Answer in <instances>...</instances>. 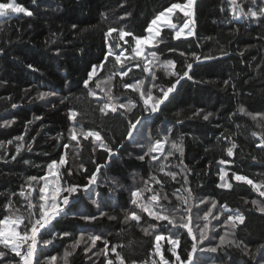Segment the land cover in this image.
Returning <instances> with one entry per match:
<instances>
[{
    "label": "trees",
    "instance_id": "trees-1",
    "mask_svg": "<svg viewBox=\"0 0 264 264\" xmlns=\"http://www.w3.org/2000/svg\"><path fill=\"white\" fill-rule=\"evenodd\" d=\"M15 1L27 7L32 15L11 13L7 18L0 17V125L12 121L0 126V218L9 214L24 217V224L19 226V231L23 232L30 212H38L42 202L38 200V192H32L30 199L21 197V186L27 189L30 176L45 175L46 165L52 160L59 162L62 157L66 160V164L60 166L62 185L87 184L96 165L107 162L97 174V182L87 193L78 194L79 202L66 209L69 214L56 224L58 232L66 231L70 235L58 237L51 245L38 243L36 260L48 264L47 258L54 255L56 264H65L67 251L71 253L67 264H106L109 258L119 264L111 251L117 246L125 264H152L156 257L153 255L154 236L159 234V227L153 231L150 225L167 222L155 221L131 204V193L147 184L160 194L161 206L175 210L178 220L181 215L187 219L184 209H191L192 227L197 236V224L202 228L205 223L202 217L211 209L207 238L200 247H219L216 252L198 249L193 264L197 261L200 264H257L264 255L261 248L264 212L259 211V207H264V197L252 186L235 181L234 174L246 175L258 184L264 182V151L257 147L260 136L264 135V23L240 14L239 10L236 13L239 20L234 19L230 0H196L195 35L176 40L172 31L162 28L160 36L154 40L157 46L145 49L147 55L157 51L155 58L148 57L152 60L150 67L155 73L157 88H151V76L143 71V58L125 54L123 69L132 68L128 76L118 74L122 65L114 64V57H110L105 68L98 70L89 84L96 92L91 96L84 89L83 81L91 65L102 62L107 44L111 42L105 37L107 29L123 28L135 36H144L145 29L159 12L185 0ZM237 3L244 13L255 10L252 0H237ZM256 3L259 4V0ZM173 19L183 22L187 18L177 11ZM126 39L128 44L119 43L131 52L134 41L131 36ZM193 53L201 57L200 62L195 61ZM205 56L216 59L203 60ZM168 61L174 62V69L167 66ZM137 63H141L140 68L135 67ZM188 63L193 64L189 72L192 79L181 80L176 91L170 94L171 102L161 105V111L150 116L146 125H137L138 132L133 134L135 142L127 140V118L148 113L141 110L143 101L139 94L123 85L144 79L145 89L158 95L159 87L166 89L178 78L169 73L182 75ZM112 72L116 75L108 79ZM44 92L53 94L41 99L40 94ZM109 93L117 103H127L131 98L136 107L127 117L121 116L126 109L103 115L99 108L107 102ZM240 107L251 115L241 114ZM71 111L78 113L76 122L70 118ZM207 113L212 115L204 120ZM77 122H82L85 131H100L110 147L118 149L111 160L91 137L85 140L78 136V141H71L67 149L63 148L69 142L71 127ZM166 129L171 133L164 155L154 153L159 156L156 161L150 156L139 160L137 157L147 151V145L158 139L163 141L169 135ZM19 136L24 137L23 141L15 139ZM180 136L184 138L182 156L171 149V141H178ZM232 143L237 147L233 149L234 155L229 156L227 148ZM18 145L21 150L16 155ZM169 151H173L172 156H167ZM13 155H16L15 160L11 159ZM222 160L227 163L221 164ZM67 169H71V176L67 175ZM221 169L228 173L225 181L232 184L231 188L219 186L223 183ZM169 172L177 174L176 180L167 175ZM152 176L161 181L162 187L150 180ZM49 180L51 183L54 178ZM187 189H191L190 194ZM152 194L144 191L141 198L146 202ZM201 199L207 203L201 204ZM9 200L13 210L6 208ZM213 202H216L214 209L211 208ZM29 203L37 207L30 209ZM225 206L233 212L244 213L245 224L235 228L224 225L227 211L224 215L219 212ZM133 210L143 217L139 225L125 221V216ZM82 214L94 215L96 219L85 221ZM218 215L219 220L213 219ZM144 227H149L150 235L144 233ZM181 231L186 233V229ZM225 232L228 233L226 241H235V244L220 245V237ZM92 235H102L108 240L107 256L100 251L104 247L103 239L91 246ZM77 241L78 245L72 248L71 243ZM191 243L190 236H181L178 251L182 257L185 250H191ZM162 245L165 256L174 259L168 251L170 245L167 242ZM86 248L90 251H85ZM0 250L6 252V259L14 257L2 245Z\"/></svg>",
    "mask_w": 264,
    "mask_h": 264
},
{
    "label": "snow or ice",
    "instance_id": "snow-or-ice-1",
    "mask_svg": "<svg viewBox=\"0 0 264 264\" xmlns=\"http://www.w3.org/2000/svg\"><path fill=\"white\" fill-rule=\"evenodd\" d=\"M35 3V0H33ZM196 0H185L184 3H172L165 10L159 12L150 22V24L145 29L147 35L144 36H135L130 31H125L123 28L117 27H109L105 32V37L110 43L107 44V50L105 55L102 58V62L99 64L91 65V69L87 74V78L83 81L84 89L88 92L89 95L95 96L96 92L93 89L89 88V84L94 81V77L98 75V70H103L105 68V64L108 63L110 57H114V64H121V69L118 70V74L121 77L128 76L129 72L132 71L131 67H127V70L123 69L124 60L122 57L125 56V53L128 52V49L124 48L119 41H123L124 44H128L129 41L126 37L131 36L134 41V47L131 48V52L133 56L136 58H143L141 62L143 64V71L148 73L151 76V88H157V84L154 82L156 77L155 73L152 71L150 65L152 64V60L148 57L151 56L155 58L157 56V51H151L148 55L145 54V49L148 46L155 48L157 45L154 42L155 37H159L162 31L160 27L163 22V27L168 28L170 31L174 33V38L176 40H180L182 37L187 39L195 35L193 24L194 17V5ZM232 5V11L234 13L233 18L239 20V15H236L237 10H239L240 14L256 18L258 22L264 23V0H259V4L256 3V0H252V4L255 10L250 9L247 13L243 12V8L237 3V0H230ZM179 11L183 14V17L187 18L182 23V26H179L176 23H173L171 17ZM11 13H26L28 16L32 15L31 11H28L23 6L17 4L12 0V2H0V17L7 18ZM123 18V17H121ZM179 19V18H178ZM2 28V25H0ZM113 33H116V36H113ZM162 42V41H160ZM226 54V53H225ZM195 56V61L200 62L201 57L199 55ZM242 55V53H241ZM216 59L213 56H205L203 60H212ZM141 63H137L135 67L140 68ZM167 66L174 69L175 64L172 61L167 62ZM31 67V66H29ZM187 70L183 71V74H179L176 72H170V75L177 76L178 78L175 82L171 83L166 89L164 87H159V94L153 95L151 89H145V80L140 79L135 82L125 83L123 85L126 89H131L132 92L139 94V99L143 101L142 111L148 113V115H144L142 117H130L126 120V132L125 137L127 140L135 142L136 137L133 135L134 132H138L137 125H141L142 127L146 125L149 121L150 116L153 114L159 113L161 111V105H165V102L170 101V94L176 91V86L180 84V81L187 77L189 80L192 79V76L189 75V72L193 68L192 63H188L186 65ZM116 75V72H112L109 74L108 79H111L112 76ZM227 83V82H226ZM96 87H99V84L96 83ZM53 93L44 92L40 94V98L43 99ZM13 107H16L14 104ZM135 102L129 98L127 103H117L112 95L109 93L107 96V102H104L102 106L99 108V111L107 116L109 113H117L119 109H126V112H122L121 116L127 117L128 112L131 109L135 108ZM239 112L241 114L251 115L247 113L243 107L239 108ZM212 113H207L203 116L204 120H208ZM78 113L76 111H71L70 118L73 122H76ZM256 117L253 116V119ZM142 120L144 124L142 125ZM12 123V121H6L4 125ZM169 135L165 136L163 141L156 140L154 144L147 145V151L139 155L137 158L141 161L145 159V156H150L151 160L156 161L159 159L158 155L154 153H159L160 155H164L165 144L169 142V136L171 133L170 129H166ZM253 135H258L257 133H253ZM78 136H82L85 140L89 137L93 138L95 142L98 143V147L103 148L108 154V159L111 160V157L118 152V149H113L110 147L108 141L105 140V137L101 135L100 131L87 130L85 131L82 122L74 123L69 132V142L63 145L64 149H67L71 141H78ZM18 141H23L24 137L19 136L15 138ZM34 140V138H33ZM260 143L257 145L259 149L264 151V135L260 136ZM8 143H12L9 141ZM184 138L180 136L178 141H171V149L175 150V152L183 155ZM121 147L123 144L120 145ZM237 145L232 143L230 147L227 148V154L229 156L234 155L233 149L236 148ZM21 150V146L18 145L16 147V155H19ZM16 155L11 157L12 160L16 159ZM67 153L65 152V156ZM173 151H169L167 156H172ZM165 157V159L167 158ZM25 163H29L25 161ZM95 163V162H94ZM221 164L227 163V161H220ZM66 164V160L62 157L59 162L56 160H52L50 163L46 165L47 173L43 176H30L27 180V189L24 186H21V190L19 195L21 197H25V199H30L32 192H38V200L42 203L38 205V212H30L28 217V224L24 226L23 232L17 230L20 225L24 224V217L22 216H13L11 214L5 215L3 218H0V245L3 246L4 249H7L10 253L14 254V257H9L6 259V252L0 250V264H40L38 260H36V252L38 243H42V245L47 246L53 244V241L58 237L62 238L64 236H69L68 232H58L56 230V224L59 223V220L67 216L69 213L66 209H70L71 206H74L79 202L81 198L78 194L82 191L87 193L88 189L97 182V174L100 173L101 168L107 166V162L103 165H96L95 170L89 174L88 183L85 185H78L75 183L71 184H61V180L63 179L60 175V166ZM82 167V166H81ZM163 167V166H162ZM85 171H87L85 169ZM67 175L71 176V169H67ZM168 176L171 177L172 180H176L177 174L175 172L167 173ZM228 175L223 169L220 170V180L223 182L219 186L231 188L232 184L230 182L225 181V177ZM54 178L53 182L50 183L49 178ZM234 179L237 182H243L247 185L252 186V188L259 193L261 197H264V182L256 183L253 179H250L246 175L234 174ZM150 180L156 184H161V181L157 179L156 176L150 177ZM35 182V185L33 184ZM183 184H187V177H183ZM38 186V187H37ZM162 187V184H161ZM28 192L26 196L25 193ZM149 191L153 192L150 198L145 202L142 197V192ZM179 191V189H177ZM189 194L191 193V189H187ZM15 195V194H13ZM131 204L136 208L140 209L141 213H147L148 217L153 218L155 221L159 222H167L166 224L161 223L158 226L153 224L150 225L152 230L154 231L157 227H159V234L154 236V249L153 255L159 257L158 264H193V256L197 253L198 249L200 252L211 251L216 252L217 247L204 248L200 247L204 240L207 238V233L209 231V225L211 221L209 220V216L212 215L211 209L204 213L202 219L205 221L202 228L199 224H197V228H199V235L194 232L192 227V216L191 209H184L185 213H188L187 219L184 218L183 215L179 217V220L176 218L175 210H169L159 204L161 196L159 193L154 192L152 188L147 187L143 189H137L131 193ZM163 199H167V196H164ZM183 203H187L186 200H183ZM201 204H206L207 201L201 199ZM253 204H256V201H253ZM153 205H156L154 207ZM37 205L29 203V208H36ZM6 208L9 210H13L12 201L9 200ZM211 208H216V202H213ZM18 211V210H16ZM225 211H227L226 220L223 222L224 225H231L233 228L244 225L246 217L244 213L236 210L233 212L231 209H227V206L220 209L219 215H224ZM259 211L264 212V207H259ZM103 215V213H102ZM218 216H213V219L219 220ZM38 217V218H34ZM81 218L85 221L95 220L96 217L94 215L82 214ZM110 219H116V217H110ZM143 219L142 215L137 214L135 210L131 211L129 214L125 216V221L128 220L134 221L139 225L140 221ZM55 222V223H54ZM182 229H186V233L182 232ZM146 235H150L149 227H144L142 229ZM168 233V235H165ZM186 235L190 236L191 250H185L184 256L182 257L180 252L178 251L181 246V236ZM228 235L227 232L223 236L220 237V245H224L226 243L235 244V241H226L225 237ZM48 237V238H45ZM91 246H95L97 241H101L103 239L102 235H92L90 236ZM81 240H83V236H81ZM162 242H167L170 245L168 251L171 253V257L174 259L169 260L165 256V251L163 249ZM74 244L73 247L77 246ZM104 247L100 250L106 256L108 254V240L103 239ZM24 245H27V248H24ZM239 247V244H236ZM264 248V245L261 246ZM41 251H44L42 248ZM85 251H90V248H86ZM111 251L115 254L116 260L119 261V264H125L124 257L120 252L117 251V246L112 247ZM71 253L65 252V264H67V256ZM98 254V253H97ZM19 258L16 260L15 258ZM48 264H56L57 257L51 256L48 257ZM106 264H114L113 259L109 258L106 261ZM147 264V262H146ZM152 264H156V262H152ZM196 264H200L199 261ZM257 264H264V255H261L260 260Z\"/></svg>",
    "mask_w": 264,
    "mask_h": 264
},
{
    "label": "rangeland",
    "instance_id": "rangeland-1",
    "mask_svg": "<svg viewBox=\"0 0 264 264\" xmlns=\"http://www.w3.org/2000/svg\"><path fill=\"white\" fill-rule=\"evenodd\" d=\"M8 2H12V0H10V1H8ZM14 2L17 3L15 0H14ZM17 4H19V3H17ZM19 5H21V4H19ZM21 6H23V5H21ZM23 7L29 11V9H28L27 7H25V6H23ZM171 19H172L173 23H176V24L178 25V27H179V26H182V23L184 22V21H183V22H179V20H174V19H173V16L171 17ZM160 27H161V28H164V27H163V22H162V24H161ZM192 27L194 28V31H195L194 24H192ZM146 35H147V34H146ZM155 39H156V37H155ZM125 54H127V55H132V57H134L132 52H126ZM145 54H146V53H145ZM146 55H147V54H146ZM17 230H19V228H18ZM76 243H77V242H73V243H71V247L74 248L73 245L76 244ZM67 257H68V256H67ZM166 258H167V257H166ZM66 259H67V258H66ZM154 261L156 262V264H158V262H159V257L156 256L155 259H154ZM154 261H153V262H154ZM150 264H151V263H150Z\"/></svg>",
    "mask_w": 264,
    "mask_h": 264
},
{
    "label": "built area",
    "instance_id": "built-area-1",
    "mask_svg": "<svg viewBox=\"0 0 264 264\" xmlns=\"http://www.w3.org/2000/svg\"><path fill=\"white\" fill-rule=\"evenodd\" d=\"M24 248L26 249L27 248V245H24Z\"/></svg>",
    "mask_w": 264,
    "mask_h": 264
}]
</instances>
